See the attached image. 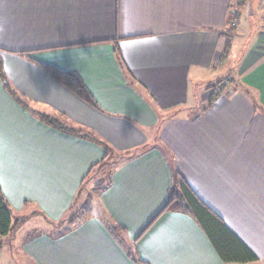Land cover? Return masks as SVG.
<instances>
[{"label": "crops", "instance_id": "crops-1", "mask_svg": "<svg viewBox=\"0 0 264 264\" xmlns=\"http://www.w3.org/2000/svg\"><path fill=\"white\" fill-rule=\"evenodd\" d=\"M240 1L0 0L2 70L27 105L0 75V191L14 220L37 214L3 238L0 254L9 246L33 264H225L194 218L160 214L180 173L264 260V0ZM42 65L82 78L99 107ZM224 66L233 81L212 100L205 90L227 83ZM33 113L114 149L94 217L58 226L105 149ZM27 226L32 234L18 238ZM5 254L0 264H13Z\"/></svg>", "mask_w": 264, "mask_h": 264}, {"label": "trees", "instance_id": "trees-1", "mask_svg": "<svg viewBox=\"0 0 264 264\" xmlns=\"http://www.w3.org/2000/svg\"><path fill=\"white\" fill-rule=\"evenodd\" d=\"M244 0H241L239 5L243 4ZM232 42L227 40L225 48L226 50L223 53L225 57L229 50H231ZM47 72H49L56 80L66 86L69 90L74 92L80 99L89 103L92 106L98 108V103L95 101L93 95L90 90L86 87L82 78H79L75 73L63 71L48 65H42ZM0 75L5 83V88L8 92L14 97L18 104L25 107L27 109V105L18 97V95L11 89L4 73L2 70V62L0 60ZM224 81V80H223ZM223 81H220L219 84H222ZM246 94L250 95L253 98L252 93L248 88H243ZM212 94V100H215L218 96ZM218 95V94H217ZM261 107L262 106H257ZM33 116L39 118L40 121L49 125L50 127L55 128L56 130L73 135L78 136V138L87 139L93 143L100 145L106 151V157L102 160L101 163L96 164L89 172L88 176L82 182V185L78 195L76 196L75 202L78 200V196L81 195L82 190L85 188L86 179L99 168L103 166H112L115 165L118 161L111 162L114 155V149L111 148L107 143H105L100 137L96 136L87 130H77L67 125H64L60 121L40 113H33ZM87 131V132H86ZM124 158H129L130 155L123 156ZM119 160V159H118ZM95 170V171H94ZM174 184L170 191V195L168 198V202L165 205L164 209L160 212L167 213L177 212V213H185L188 216L194 218L199 226L204 229L205 233H207L209 239L212 241L215 251H217L223 261V263L231 264V263H254L259 262V258L255 253L248 249V247L235 236V234L230 230V228L226 227L224 220L216 215L213 210L205 203H203L196 193L191 189L187 181L183 179L180 173L176 174L174 178ZM108 181L104 186L101 183L96 184L98 191H101L107 188L110 184ZM74 204L68 209L64 219L60 221L61 223L58 226H62L64 223H74L82 214L84 217H94L95 213L93 209H74ZM27 219L19 218L14 220L13 211L11 205L5 199L0 191V251L4 247L3 238L9 236L14 230L20 228ZM54 227L55 223H51ZM56 226V227H58ZM116 233H122L124 231L123 228L115 227L112 230ZM139 263H142L138 260Z\"/></svg>", "mask_w": 264, "mask_h": 264}, {"label": "rangeland", "instance_id": "rangeland-1", "mask_svg": "<svg viewBox=\"0 0 264 264\" xmlns=\"http://www.w3.org/2000/svg\"><path fill=\"white\" fill-rule=\"evenodd\" d=\"M258 7V5H257V3H255L254 5H253V9L255 10L256 8ZM256 16H258V14L256 15ZM257 19V18H256ZM229 72L228 74H227V72ZM220 72H222V74H221V76H222V78H223V75H224V77L227 75V83L225 84V80L223 81V83L222 84H219L220 82H218V83H216L217 81H214L213 82V84L209 87V89L208 90H205V91H209V92H213V93H216L215 95L217 96V94H221V93H223V91H225L226 89H228V87H229V85H231L230 83L233 81V79H232V72H231V69L230 70H228V68L226 67V66H224V67H222V69L220 70ZM230 75V76H229ZM217 80V79H216ZM220 80V79H219ZM231 81V82H230ZM204 90H200L199 91V97H200V93H203V92H205ZM212 93V94H213ZM224 94H226V93H224ZM202 95V94H201ZM32 107L34 106V107H38V106H36V105H31ZM45 114V113H44ZM45 115H50L52 118H54V119H56V120H58L57 119V117L55 118V116L54 115H51V114H45ZM59 121V120H58ZM87 132V131H86ZM96 135V134H95ZM117 156H114L113 158H112V160H111V162H113V161H115V160H117ZM112 167L110 166V165H108L107 167L106 166H103L102 168H99V169H97L96 171H95V173L92 175H90V177H88L87 179H86V182H85V188H84V190H82V192H81V195L80 196H78V200L75 202V204H74V208L72 209V210H74V209H79V208H83V209H88V208H90V209H94V210H97V206L99 205L98 203L100 202V198H98V189H97V185H95L96 183L97 184H99V183H101V185H105V184H107L108 183V181H109V175H110V169H111ZM95 187H96V189H95ZM75 211V210H74ZM37 214H35V217H37L36 216ZM83 215V214H82ZM84 216V215H83ZM82 216V217H83ZM28 217V218H27ZM27 217H25V219H32V218H35V217H33V216H27ZM81 217V218H82ZM41 218L42 217H39L38 219H39V221L41 220ZM37 219V218H36ZM43 220V222L45 221L44 219H42ZM44 225V223H42V222H40V224L39 225H41V226H43ZM30 226H31V224H29ZM28 225V226H29ZM28 226L25 228V230L26 229H28ZM44 228H46V227H44ZM46 230H48L47 228H46ZM26 232L27 233H25L24 232V230L22 231H20V234H18V238H25V237H28V236H30L32 233L30 232V231H27L26 230ZM54 233V232H53ZM25 240V239H24ZM19 243H20V240H19ZM20 246H21V244H19ZM8 251V252H7ZM4 254H0V255H5L6 256V254L5 253H9V260L13 263V264H33V262H31V261H26V260H24V263H23V261H20L23 257H20L19 255H23L22 253H21V251H19V253L18 254H16L17 253V251H16V249H14V250H10L9 249V246H7L6 247V249H5V252H3ZM1 257H3V256H1ZM6 258H7V256H6ZM21 262V263H20ZM226 264V263H225ZM231 264H240V263H231ZM244 264V263H243ZM246 264H264V260H259V262H254V263H246Z\"/></svg>", "mask_w": 264, "mask_h": 264}]
</instances>
